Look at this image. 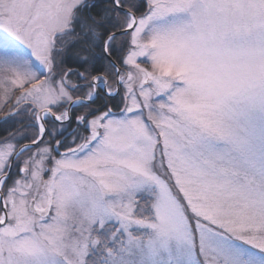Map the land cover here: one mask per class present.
I'll list each match as a JSON object with an SVG mask.
<instances>
[{"label":"snow or ice","instance_id":"obj_1","mask_svg":"<svg viewBox=\"0 0 264 264\" xmlns=\"http://www.w3.org/2000/svg\"><path fill=\"white\" fill-rule=\"evenodd\" d=\"M0 264H264V0H0Z\"/></svg>","mask_w":264,"mask_h":264}]
</instances>
